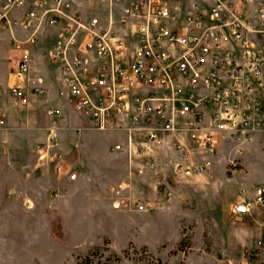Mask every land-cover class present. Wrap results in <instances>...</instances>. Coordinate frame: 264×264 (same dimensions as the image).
Segmentation results:
<instances>
[{"label":"built area","instance_id":"1","mask_svg":"<svg viewBox=\"0 0 264 264\" xmlns=\"http://www.w3.org/2000/svg\"><path fill=\"white\" fill-rule=\"evenodd\" d=\"M83 1L86 10L75 0H0V20L28 31L25 39L12 35L14 45L35 42L44 25L56 27L45 55L58 62L72 108L91 127L127 131L130 178L156 172L163 147L181 158L172 171L190 174L224 146L227 164L236 166L247 144L264 145V0ZM14 9L24 15L11 16ZM116 20L127 35L117 34ZM34 66L25 49L8 86L18 103L45 91ZM53 140L41 157L56 164L63 157L60 149L49 150ZM77 177V170L67 172L69 181ZM126 188L130 194H111L112 205L148 211L149 200L132 196L131 180L118 190ZM52 192L60 196L59 189ZM170 199L164 190L163 200ZM253 204L264 205V187L252 202L234 204L233 213L249 214Z\"/></svg>","mask_w":264,"mask_h":264},{"label":"rangeland","instance_id":"2","mask_svg":"<svg viewBox=\"0 0 264 264\" xmlns=\"http://www.w3.org/2000/svg\"><path fill=\"white\" fill-rule=\"evenodd\" d=\"M90 8L103 16V7ZM114 26L127 35L118 20ZM14 31L19 39L28 35ZM47 31L44 25L41 38L14 45L0 20V264H77L92 250L94 264H264V205L253 204L239 216L232 210L264 187L262 142L247 144L236 166L227 164L224 146L206 168L190 174H175L181 158L163 147L156 172L130 178L127 131L97 130L72 108L58 62L41 51L49 46ZM24 46H31L33 72L44 76L45 91L18 103L5 71ZM51 129L49 150L60 149L63 157L56 164L41 157ZM114 143L123 148L114 149ZM73 169L78 177L69 181ZM130 180L132 196L149 200L148 211L112 205L114 192L130 194L118 190ZM57 189L60 196L54 197ZM164 190L171 193L169 203Z\"/></svg>","mask_w":264,"mask_h":264},{"label":"crops","instance_id":"3","mask_svg":"<svg viewBox=\"0 0 264 264\" xmlns=\"http://www.w3.org/2000/svg\"><path fill=\"white\" fill-rule=\"evenodd\" d=\"M76 1V0H75ZM85 2V1H84ZM76 4H77V2H76ZM77 8L78 9H81V10H86V8H80L78 5H77ZM10 15L11 16H17L18 18H21L23 15H24V9H14V10H12L11 12H10ZM15 28H18V29H20V30H23V31H26V32H28L27 30H25V29H23L22 27H20V26H12V28L11 29H9V32H10V35H11V37H12V35H14L15 36ZM47 28H48V31H47V37L44 39V40H48V44H49V46L48 47H45V48H42V50L41 51H43L42 52V54H43V56L46 58V59H50V58H48V57H46V52H47V50L50 48V45H51V43H52V41L54 40V38H55V33H56V31H57V29H56V27H50V26H47ZM41 33L39 34V36L38 37H40L41 38ZM16 37V36H15ZM28 43V42H27ZM29 44H31V43H29ZM33 44H31V46H32ZM31 46L29 47V46H24V47H22L21 49H16V52H17V57H21L22 56V53L24 52V50L25 49H28V51L30 52L31 51ZM33 49V48H32ZM30 54H32L31 52H30ZM32 56V55H31ZM19 58H18V60H19ZM18 60H17V62H18ZM53 60V59H52ZM9 61V60H8ZM55 61V60H54ZM17 62H15L14 64L13 63H11L10 61H9V64H8V68H7V70L5 71V73L6 72H8L9 71V76H8V83H7V85L9 86V83H13L14 81H15V79H14V75H13V73L15 72V70H16V65H17ZM61 72V71H60ZM44 77V76H43ZM45 79V78H44ZM111 200V199H110ZM29 206H31V203L29 204Z\"/></svg>","mask_w":264,"mask_h":264},{"label":"trees","instance_id":"4","mask_svg":"<svg viewBox=\"0 0 264 264\" xmlns=\"http://www.w3.org/2000/svg\"><path fill=\"white\" fill-rule=\"evenodd\" d=\"M96 250L89 251L84 257H82L77 264H94L91 256L96 254ZM101 264H111L109 261L101 262Z\"/></svg>","mask_w":264,"mask_h":264}]
</instances>
